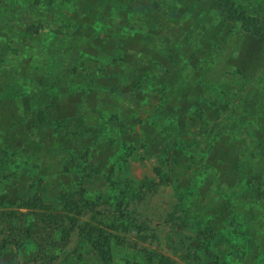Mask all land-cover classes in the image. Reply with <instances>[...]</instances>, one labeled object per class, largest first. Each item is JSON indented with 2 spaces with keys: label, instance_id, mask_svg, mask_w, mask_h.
<instances>
[{
  "label": "rangeland",
  "instance_id": "rangeland-1",
  "mask_svg": "<svg viewBox=\"0 0 264 264\" xmlns=\"http://www.w3.org/2000/svg\"><path fill=\"white\" fill-rule=\"evenodd\" d=\"M134 1L0 0V264H264V0Z\"/></svg>",
  "mask_w": 264,
  "mask_h": 264
},
{
  "label": "trees",
  "instance_id": "trees-1",
  "mask_svg": "<svg viewBox=\"0 0 264 264\" xmlns=\"http://www.w3.org/2000/svg\"><path fill=\"white\" fill-rule=\"evenodd\" d=\"M137 3V0L134 1ZM155 28L158 31H161L160 24H155ZM204 51V50H202ZM204 66V62L201 67ZM203 120V117H202ZM202 120L198 123V129L203 127L201 123ZM3 150V149H0ZM3 153H6L5 151ZM60 201L62 202L61 205L64 209L72 210L70 212H75L79 210L78 206V198L73 195V193L69 192L68 190H64L60 192ZM124 197L120 201V205H123ZM240 210H237L234 203H231L230 200L227 201L226 206L222 207L221 209L217 210L214 216L209 219V222L204 224L199 231L204 235L199 240V249L200 250H210L214 251L217 249L215 247V243L222 240L224 237L223 228L234 223L237 217H239ZM96 231L95 234H91L88 236L86 242L90 243L93 250L96 252L98 257H100L103 261H108L111 259V243H110V235L109 232L101 229L100 227H93ZM226 249V248H225ZM156 264H176L173 260H171L168 256L163 254L156 255L155 258Z\"/></svg>",
  "mask_w": 264,
  "mask_h": 264
}]
</instances>
